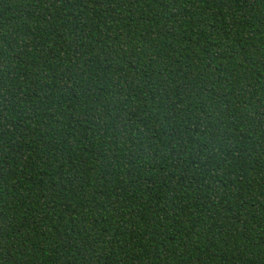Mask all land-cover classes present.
<instances>
[{
	"label": "trees",
	"instance_id": "obj_1",
	"mask_svg": "<svg viewBox=\"0 0 264 264\" xmlns=\"http://www.w3.org/2000/svg\"><path fill=\"white\" fill-rule=\"evenodd\" d=\"M0 264H264V0H0Z\"/></svg>",
	"mask_w": 264,
	"mask_h": 264
}]
</instances>
